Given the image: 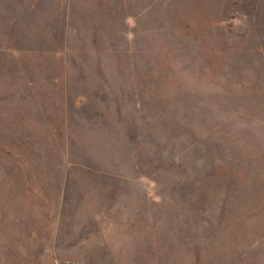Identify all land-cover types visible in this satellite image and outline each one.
Masks as SVG:
<instances>
[{"label": "rangeland", "instance_id": "rangeland-1", "mask_svg": "<svg viewBox=\"0 0 264 264\" xmlns=\"http://www.w3.org/2000/svg\"><path fill=\"white\" fill-rule=\"evenodd\" d=\"M264 264V0H0V264Z\"/></svg>", "mask_w": 264, "mask_h": 264}, {"label": "water", "instance_id": "water-1", "mask_svg": "<svg viewBox=\"0 0 264 264\" xmlns=\"http://www.w3.org/2000/svg\"><path fill=\"white\" fill-rule=\"evenodd\" d=\"M66 264H68V263H66Z\"/></svg>", "mask_w": 264, "mask_h": 264}]
</instances>
